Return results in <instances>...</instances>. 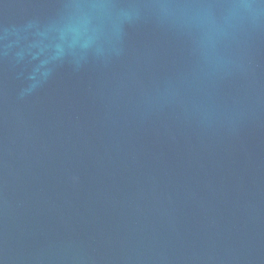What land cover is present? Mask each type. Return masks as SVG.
Returning a JSON list of instances; mask_svg holds the SVG:
<instances>
[{"label":"water","instance_id":"1","mask_svg":"<svg viewBox=\"0 0 264 264\" xmlns=\"http://www.w3.org/2000/svg\"><path fill=\"white\" fill-rule=\"evenodd\" d=\"M0 264H264V0H0Z\"/></svg>","mask_w":264,"mask_h":264}]
</instances>
